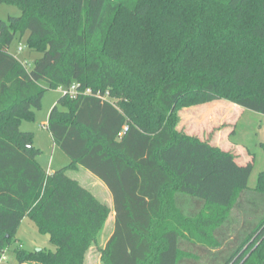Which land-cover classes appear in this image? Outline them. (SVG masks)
Here are the masks:
<instances>
[{"label": "trees", "instance_id": "trees-1", "mask_svg": "<svg viewBox=\"0 0 264 264\" xmlns=\"http://www.w3.org/2000/svg\"><path fill=\"white\" fill-rule=\"evenodd\" d=\"M0 3L20 10L0 20V257L27 218L55 249L20 244L16 264H83L110 209L66 174L82 167L112 197L101 264H264V172L250 189L249 163L177 129L179 108L214 101L264 116V0ZM17 35L41 55L29 70ZM73 84L46 125L70 163L47 174L20 124Z\"/></svg>", "mask_w": 264, "mask_h": 264}, {"label": "rangeland", "instance_id": "rangeland-1", "mask_svg": "<svg viewBox=\"0 0 264 264\" xmlns=\"http://www.w3.org/2000/svg\"><path fill=\"white\" fill-rule=\"evenodd\" d=\"M20 10L16 6H10L0 3V20H7L9 17L19 16ZM123 21H131L130 15H124ZM27 35L22 38L17 35L9 46V52L24 65L26 69L32 67V62L41 55L32 52L26 47ZM21 49V50H19ZM41 87H45V83H40ZM61 90H47L41 102V106L36 110L32 121H22L20 128L24 132H33V139L36 140L40 148L38 157L40 165L46 170L49 167L52 156L53 143L46 127L50 109L57 100L61 98ZM111 102L118 101L117 98L111 96L108 98ZM178 125L177 129L193 136L202 141H209L214 147L220 151L231 153L235 158L237 165L250 164L251 174L248 178L247 185L250 189L256 186L257 176L260 172H264V116L258 113H253L239 106L233 105L225 100L209 102L204 105H196L191 107H181L177 111ZM40 143V144H38ZM57 149V148H56ZM57 166H65L60 164H69L70 159L64 155L59 149L53 155ZM61 159V161H60ZM65 162V163H64ZM59 167V168H60ZM81 169L79 172H68L71 179L77 180L79 185L91 194L100 202L112 208L111 203L106 200L102 190L94 184L89 174ZM253 194L246 193V199L253 198ZM111 213V210H110ZM109 213V214H110ZM170 215V210L168 211ZM235 212H231L232 226L240 225L241 219ZM174 217V216H173ZM106 224L99 233L98 247H90L85 252L83 264H101V254L99 253L106 241L110 238L113 231L114 223L108 215ZM16 243L10 246L9 250L4 251L1 255L2 263L15 264V256L12 250L21 244L22 248L27 251L36 249L54 250L55 247L51 244L47 235L38 232L36 225L25 218L18 231L15 234ZM204 264V261L198 262Z\"/></svg>", "mask_w": 264, "mask_h": 264}, {"label": "crops", "instance_id": "crops-1", "mask_svg": "<svg viewBox=\"0 0 264 264\" xmlns=\"http://www.w3.org/2000/svg\"><path fill=\"white\" fill-rule=\"evenodd\" d=\"M55 105V104H54ZM53 105V106H54ZM52 106V107H53ZM48 120V119H47ZM47 122V121H46ZM31 133H33V132H31ZM50 134V133H49ZM51 137V136H50ZM34 139H36V138H34ZM33 139V143H34V145H35V147H37L39 150H40V148L41 147H38V145H37V143H36V140H34ZM52 140V139H51ZM53 143V142H52ZM38 144H40V143H38ZM57 148V146H55V144L53 143V147H52V156H51V161H50V163H49V167L46 169V170H44L47 174H49V173H51V172H53L54 170H57V169H60V168H62V167H65L66 166V163L65 164H60V165H65V166H62V167H60V166H57V165H59L58 163H63V159H62V161H61V159H60V161L61 162H58L57 164H55V162H54V159H53V155H54V153L56 152V150L58 149H56ZM39 157V156H38ZM38 159V158H37ZM38 162H39V159H38ZM39 164H40V162H39ZM68 165V164H67ZM41 166V165H40ZM42 167V166H41ZM60 167V168H59ZM43 168V167H42ZM81 169H83L82 167L80 168H78L76 171H68V172H79ZM86 173L85 174H89V176H90V178L92 179V181L94 182V184L97 186V188L99 187L101 190H102V192L104 193V195H105V198H106V200H108L110 203H111V205H112V197H111V194L109 193V191H108V189H106L105 188V186L101 183V181L99 180V179H96L92 174H90V173H88L85 169H83ZM68 172L66 173V174H68ZM77 181V180H76ZM78 182V181H77ZM109 209L111 210V213L109 214L110 215V220L112 221V223H114V221H113V218H114V213H113V205H112V208H110L109 207ZM24 220V219H23ZM22 220V221H23ZM21 221V222H22ZM111 233H112V231H111ZM111 235V234H110ZM4 264V263H3ZM15 264H16V262H15Z\"/></svg>", "mask_w": 264, "mask_h": 264}, {"label": "built area", "instance_id": "built-area-1", "mask_svg": "<svg viewBox=\"0 0 264 264\" xmlns=\"http://www.w3.org/2000/svg\"><path fill=\"white\" fill-rule=\"evenodd\" d=\"M19 50H21V49H19ZM76 87L77 86L73 84V85H71L68 88H59V89L61 90V93H62L61 95H67L70 99H76V97L78 96L77 95V92H76ZM83 94H85V95H92L91 94V91L89 89L85 90L83 92ZM95 96L97 98H100V99L105 100V101L108 100V97L107 96H101L98 93H96ZM0 264H3L1 258H0Z\"/></svg>", "mask_w": 264, "mask_h": 264}]
</instances>
